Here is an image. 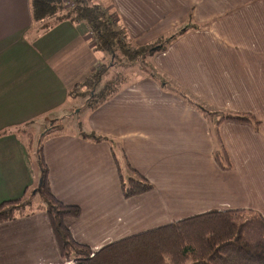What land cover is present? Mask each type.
I'll use <instances>...</instances> for the list:
<instances>
[{
    "label": "crops",
    "instance_id": "1",
    "mask_svg": "<svg viewBox=\"0 0 264 264\" xmlns=\"http://www.w3.org/2000/svg\"><path fill=\"white\" fill-rule=\"evenodd\" d=\"M94 2L139 47L185 31L153 54L155 69L211 112L248 114L258 124L206 119L148 75L89 110L84 133L54 130L40 140L43 124L74 110L72 90L105 58L84 24L43 30L29 0H0V204L36 200L41 156L53 196L80 209L66 228L93 253L209 212L250 210L264 219V0ZM213 129L230 172L215 165ZM113 149L120 171L127 163L150 192L123 198ZM0 264L73 263L62 261L45 212L33 210L0 225Z\"/></svg>",
    "mask_w": 264,
    "mask_h": 264
},
{
    "label": "trees",
    "instance_id": "2",
    "mask_svg": "<svg viewBox=\"0 0 264 264\" xmlns=\"http://www.w3.org/2000/svg\"><path fill=\"white\" fill-rule=\"evenodd\" d=\"M71 9H65L63 0H29L31 20L39 28L46 30L49 26L63 21L84 24L90 35L95 51L109 58L107 65H100V70L93 73L80 86L92 92L101 86L105 73L118 61L119 57L131 63L138 57L145 56L139 50H132L126 43V32L105 10L94 0H70ZM177 34L159 39L154 47L144 51L153 55L166 48ZM142 49V47H139ZM144 50V49H142ZM105 87V86H104ZM103 89V88H102ZM105 89V88H104ZM110 91L109 94L115 92ZM89 92V93H90ZM174 93L193 107L199 114L208 119L221 117L220 121L257 125L255 118L248 114L222 115L208 111L202 104L186 97L184 92L174 90ZM75 91L71 93L75 97ZM108 95H106L107 97ZM95 97L92 95L91 98ZM100 93L93 99L95 106L106 97L100 99ZM90 98V99H91ZM84 138L99 143L109 140L94 135H84ZM221 153L227 158L225 149L220 142L218 133L213 136ZM117 146L112 148L116 149ZM120 149V148H119ZM113 160L117 166L121 183V193L124 199L144 195L153 186L133 171L127 163L124 167L133 173L132 177L123 178L118 167L115 151ZM214 161L221 166L220 157L214 153ZM229 168V166H227ZM40 183L35 191L37 201L33 199H17L0 204V225L26 216L33 210L45 212L59 255L64 263L73 264H264V219L250 210L216 211L196 215L172 224L159 227L141 234L112 243L96 253L86 245L77 243L70 235L64 221L77 219L80 209L59 202L52 194L48 169L42 157H39ZM223 169V165L221 166ZM36 202V204L34 203Z\"/></svg>",
    "mask_w": 264,
    "mask_h": 264
},
{
    "label": "rangeland",
    "instance_id": "3",
    "mask_svg": "<svg viewBox=\"0 0 264 264\" xmlns=\"http://www.w3.org/2000/svg\"><path fill=\"white\" fill-rule=\"evenodd\" d=\"M63 4H64L65 9H71L73 7V4L71 3L70 0H63ZM125 41L127 44L130 45L132 50H139L140 54H144L145 56H143V58L138 57L136 60H134L131 63L127 62V60H125L124 58L119 57V59H117L118 61L116 62V60H115L114 65L112 67H110L109 70L103 76L101 86H99L96 90H93L92 92L88 91L85 88L80 87L84 83V81L82 83L76 85L74 87V89L72 90V92L75 91V93L79 94V95L75 96V98H74V101H75L74 103H76L74 110H72L71 112H68L66 114L61 115L62 121L58 122L57 119H59V118L55 117V118L51 119V120H55L52 123L50 122V123L43 124V125L41 124L43 129H41L40 133H39L38 138H40V140H41L42 135L46 136V135L54 132V130H56L55 132L60 133V134L84 133L85 130L87 129L88 112H89V110L94 108L96 102L93 101V99L99 93L101 96H103L100 99L98 98V101H101L102 98L106 97V95H108L110 93V91L114 90V88H118L120 85H123L125 83L128 84L129 82H131L133 80H136L140 77H144V76H148V75L157 76L158 78L160 76L159 80H157L158 81L157 83L159 85H161L162 87H165V89L180 90V91L184 92L186 97L197 102L196 99H194L190 95H188L184 89L175 87V85L173 83L168 82L165 79V77L163 75H161L158 70L155 69V67L152 63V56L153 55H148V54L144 53V51H147V50H149V48L154 47V44L142 46V49H144V50H142L141 48H139V46H136L135 37L130 38L128 35H126ZM110 62L111 61L109 60V58L105 57L103 64L107 65ZM95 70H100V65ZM92 95H94L95 97L91 98ZM207 110L211 112V110L208 107H207ZM213 118H216V117H214L213 115H211V117H208L209 120H211ZM213 120H215V119H213ZM239 124H244V123H239ZM44 127H46V128H44ZM50 127H52V129H48ZM215 133H217V130L213 129L212 136H214ZM86 135L96 136L95 134H93L91 132H87ZM97 137H99V136H97ZM213 140H214V138H213ZM36 141L38 142V139ZM220 142L223 145L221 140H220ZM214 143H215V151L213 152V157H214V153L217 152L219 157H220L221 166L223 165V169H221V166L217 165L216 163H215V165L222 172L226 173V172L232 171L233 170V164L231 163L229 157L227 156V158H225L224 155L221 153V150L218 146V143L215 141H214ZM38 146L39 147L42 146V143H41V145H39V143H38ZM224 149H225V147H224ZM227 166H229V168ZM121 173H122V176L124 179L133 176V173L128 171L125 167L122 168ZM34 199H37V197H34ZM34 203L36 204V202H34Z\"/></svg>",
    "mask_w": 264,
    "mask_h": 264
}]
</instances>
